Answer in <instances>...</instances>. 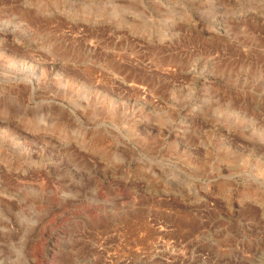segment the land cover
I'll use <instances>...</instances> for the list:
<instances>
[{"label": "rangeland", "instance_id": "obj_1", "mask_svg": "<svg viewBox=\"0 0 264 264\" xmlns=\"http://www.w3.org/2000/svg\"><path fill=\"white\" fill-rule=\"evenodd\" d=\"M0 264H264V0H0Z\"/></svg>", "mask_w": 264, "mask_h": 264}]
</instances>
